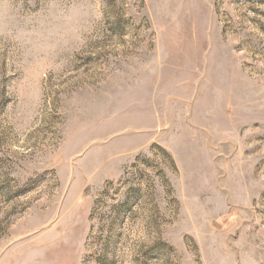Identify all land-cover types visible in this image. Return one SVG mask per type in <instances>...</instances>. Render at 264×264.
I'll return each mask as SVG.
<instances>
[{
    "label": "rangeland",
    "instance_id": "obj_1",
    "mask_svg": "<svg viewBox=\"0 0 264 264\" xmlns=\"http://www.w3.org/2000/svg\"><path fill=\"white\" fill-rule=\"evenodd\" d=\"M0 264H264V0H0Z\"/></svg>",
    "mask_w": 264,
    "mask_h": 264
}]
</instances>
